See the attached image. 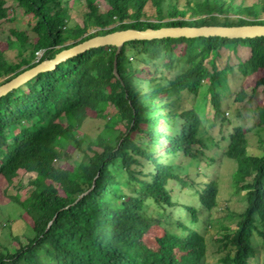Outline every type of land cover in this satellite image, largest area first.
<instances>
[{
	"label": "trees",
	"instance_id": "1",
	"mask_svg": "<svg viewBox=\"0 0 264 264\" xmlns=\"http://www.w3.org/2000/svg\"><path fill=\"white\" fill-rule=\"evenodd\" d=\"M13 1L35 19L29 30L34 41L29 42L28 30L18 29L0 38L3 83L65 48L117 30L264 24L259 19L264 0L250 5L188 0L183 6L178 0ZM77 5L81 22L73 16ZM9 17L7 0H0V20ZM238 46L248 47L249 57L219 69L215 61L221 49L236 53ZM260 70L264 36L131 40L119 52L109 45L69 57L0 96V180L11 183L20 170L35 173L30 194L15 198L29 217L26 242L12 235L18 244L14 251L0 242V264H203L190 258L207 248L198 226H211L219 184L206 177L198 182L187 172L183 177L185 167L178 161H215L206 155L201 127L210 113L212 124L225 120L222 81L236 71L246 78ZM261 85L264 75L252 92ZM247 96L241 88L235 101ZM192 97L201 101L192 104ZM111 107L117 111L108 113ZM252 112L256 127H262L264 106ZM94 117L106 118L97 135H78L84 121ZM258 144L260 152L250 149L244 123L232 127L223 154L237 161L233 182L237 191H245L246 207L230 214V229L214 239L223 248H216L220 264H251L258 257L256 236L264 254V139ZM171 182L190 187L199 206L178 205ZM177 206L189 220L167 211ZM157 226L160 234L154 232Z\"/></svg>",
	"mask_w": 264,
	"mask_h": 264
},
{
	"label": "rangeland",
	"instance_id": "2",
	"mask_svg": "<svg viewBox=\"0 0 264 264\" xmlns=\"http://www.w3.org/2000/svg\"><path fill=\"white\" fill-rule=\"evenodd\" d=\"M173 2L175 0H172ZM188 0H178V4L183 6ZM236 3L253 4L255 2H262V0H234ZM102 8H106V5L101 1ZM7 6L10 7V17L5 20H0V38H5L10 35L11 29L18 30H30L35 24V19L31 15L24 14L21 9L15 4L13 0H7ZM77 11L74 12L75 21L81 22L82 13H80V6L77 5ZM188 18V15L186 16ZM259 19H264V14L259 16ZM93 30V29H92ZM91 30V31H92ZM29 42L34 41L32 31H29ZM8 55L15 61H19L16 57V51H7ZM250 55V50L246 46H238L237 52L232 53L227 49H221L219 55L216 57L215 64L219 69H222L226 65H237L240 60H246ZM42 56V51L38 53V57L35 61ZM207 66L209 64L207 63ZM164 75L169 76L165 70ZM264 75V70H260L257 73L249 76L242 77L236 71L234 73L227 74L223 79L221 87L219 89L222 99V110L225 111V120H218L215 124L210 123L213 121V114L206 115L204 125L201 127V136L207 144L206 155L207 157H214L215 161L198 160L190 158L186 162V159L182 158L178 161L181 164V168L185 167V170H180V173L185 177L186 172L196 181L200 182L204 177L216 178L219 184V197L218 206L213 211V222L211 226L199 225L198 228L205 233L208 240L207 248L199 250L197 254L190 258L191 261L197 262L203 260V264H220L218 262V254L216 248H222L220 243H215L214 239L218 238L224 229H230V225L234 222L231 218L232 213H240L246 207L245 191H237L233 182L234 175L237 170V161L224 156V150L228 145V136L232 132V127L238 124H243L248 128L249 146L252 151L257 152L259 150V139H264V125L262 127H256V117L253 114V110L258 106H264V86L261 85L257 88V92L253 93L252 89L258 78ZM6 78H0V84L4 82ZM206 84V82H205ZM244 88L247 92V97L242 102L235 101L236 93ZM204 94V90L200 95ZM251 97V102H248V98ZM190 103L194 104L201 101V97L194 99L192 97ZM117 110L111 107L108 113H115ZM239 114V115H238ZM108 118V117H107ZM106 118H87L78 132V135L82 137H95L97 133L102 129ZM256 127V128H255ZM85 146V144L83 145ZM249 150V149H248ZM67 152L75 159H78L80 155L72 148L68 147ZM186 162V163H185ZM67 165V163H64ZM199 167V169H198ZM35 177V173L25 172L20 170L17 177L13 179L11 183L5 180H0V242L7 245L11 251H14L18 244L12 241V235H18L20 240L26 242V222L29 221V217L24 213L23 209L15 203V198L20 200L25 199L33 189L29 184V181ZM172 183V182H171ZM172 190L174 200L178 205L183 203L199 206V200L194 195L195 192L190 187L184 189L178 183H172ZM151 210L156 209L154 204H150ZM177 207L168 208L167 211L172 216L189 220L186 215V211H179ZM226 226L227 228H223ZM144 229L145 227L142 226ZM233 228L236 224L232 225ZM206 229V230H205ZM156 234H160V228L157 226L154 228ZM148 243L154 246V242L147 238ZM255 246L258 248V257L252 260L251 264H262L264 254L262 252L261 238L256 236L254 238ZM223 249V248H222ZM221 249V250H222ZM228 251V249L226 250Z\"/></svg>",
	"mask_w": 264,
	"mask_h": 264
},
{
	"label": "water",
	"instance_id": "3",
	"mask_svg": "<svg viewBox=\"0 0 264 264\" xmlns=\"http://www.w3.org/2000/svg\"><path fill=\"white\" fill-rule=\"evenodd\" d=\"M219 36L225 38H253L264 36V24H250L238 26H163L160 28L117 30L103 35H96L68 48L59 51L53 58H46L35 66L24 70L13 79L0 85V96L5 95L14 88L24 84L38 73L54 69L57 64L69 57L92 48L102 46H114L119 52L124 43L131 40H151L164 37H210ZM116 74V71L114 70Z\"/></svg>",
	"mask_w": 264,
	"mask_h": 264
}]
</instances>
